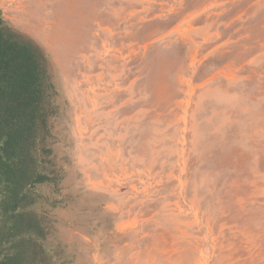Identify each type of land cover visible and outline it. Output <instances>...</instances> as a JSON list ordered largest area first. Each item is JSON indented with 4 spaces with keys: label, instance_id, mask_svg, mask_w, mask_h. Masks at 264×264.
Listing matches in <instances>:
<instances>
[{
    "label": "rangeland",
    "instance_id": "374dc122",
    "mask_svg": "<svg viewBox=\"0 0 264 264\" xmlns=\"http://www.w3.org/2000/svg\"><path fill=\"white\" fill-rule=\"evenodd\" d=\"M0 14L45 57L27 147L47 177L0 210L1 252L264 264V0H0Z\"/></svg>",
    "mask_w": 264,
    "mask_h": 264
},
{
    "label": "trees",
    "instance_id": "16d2710c",
    "mask_svg": "<svg viewBox=\"0 0 264 264\" xmlns=\"http://www.w3.org/2000/svg\"><path fill=\"white\" fill-rule=\"evenodd\" d=\"M45 73L40 48L5 25L0 14V210L5 213L18 208L27 188L47 179L32 171L27 147L42 104ZM0 264L22 263L17 252L0 251Z\"/></svg>",
    "mask_w": 264,
    "mask_h": 264
}]
</instances>
